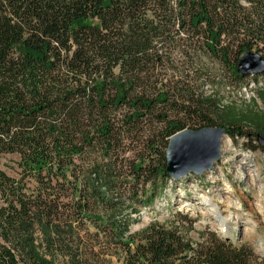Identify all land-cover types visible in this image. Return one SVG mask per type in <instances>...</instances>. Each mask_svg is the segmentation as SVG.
I'll return each instance as SVG.
<instances>
[{"label":"trees","instance_id":"1","mask_svg":"<svg viewBox=\"0 0 264 264\" xmlns=\"http://www.w3.org/2000/svg\"><path fill=\"white\" fill-rule=\"evenodd\" d=\"M201 48L251 77L238 63L264 60V0H0V156L18 157L16 177L0 170V264H264L210 231L193 243L188 214L132 234L172 181V137L264 138L263 114L216 124L163 74Z\"/></svg>","mask_w":264,"mask_h":264},{"label":"rangeland","instance_id":"2","mask_svg":"<svg viewBox=\"0 0 264 264\" xmlns=\"http://www.w3.org/2000/svg\"><path fill=\"white\" fill-rule=\"evenodd\" d=\"M172 59L174 63L163 74L187 84L194 94L211 99L216 124L231 108L264 115V102L257 94L264 86L263 78L251 76L240 83L203 48L186 58L176 52ZM222 142L228 145L222 144L221 159L213 169L168 182L153 207L143 209L139 222L132 227L133 235L156 220L163 222L170 211L183 213L195 221L190 234L193 243L210 231L230 244L247 245L264 258V138L234 140L227 135ZM17 161L14 155L0 156V170L16 177Z\"/></svg>","mask_w":264,"mask_h":264},{"label":"water","instance_id":"3","mask_svg":"<svg viewBox=\"0 0 264 264\" xmlns=\"http://www.w3.org/2000/svg\"><path fill=\"white\" fill-rule=\"evenodd\" d=\"M242 76L264 74V60L257 53L245 54L238 63ZM227 136L225 128L184 131L171 138L167 151V171L171 179L204 175L221 159V146Z\"/></svg>","mask_w":264,"mask_h":264},{"label":"bare ground","instance_id":"4","mask_svg":"<svg viewBox=\"0 0 264 264\" xmlns=\"http://www.w3.org/2000/svg\"><path fill=\"white\" fill-rule=\"evenodd\" d=\"M222 144H223V145H228V143L225 144V142H224V143L222 142ZM222 147H223V146H222ZM217 212H218V211H213L214 214H216Z\"/></svg>","mask_w":264,"mask_h":264}]
</instances>
